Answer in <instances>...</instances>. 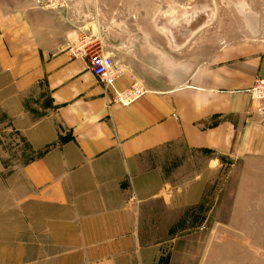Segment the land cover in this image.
I'll return each mask as SVG.
<instances>
[{"label":"crops","instance_id":"1","mask_svg":"<svg viewBox=\"0 0 264 264\" xmlns=\"http://www.w3.org/2000/svg\"><path fill=\"white\" fill-rule=\"evenodd\" d=\"M167 1L0 0V113L14 105L0 156L11 137L32 156L0 170V264H198L217 167L239 161L240 190L262 185L248 90L264 78V27L184 62L167 51ZM81 40L122 68L112 85L71 54ZM131 86L143 93L114 100Z\"/></svg>","mask_w":264,"mask_h":264},{"label":"rangeland","instance_id":"2","mask_svg":"<svg viewBox=\"0 0 264 264\" xmlns=\"http://www.w3.org/2000/svg\"><path fill=\"white\" fill-rule=\"evenodd\" d=\"M160 3L167 14L160 19L167 25L168 54L182 58L184 62L194 59V63H204L224 46L254 37L264 27V0H173ZM88 46L89 52L96 51L97 47ZM88 57L84 58L86 62ZM9 109L13 111V103L8 104V112L0 113V119L8 123L13 119ZM31 115L35 118L42 114ZM8 141L5 148L2 145L6 156H0V170L9 175L32 156L25 144L15 145L14 137ZM223 163L217 167L214 176L209 177L213 183L209 182L205 192V200L214 197L215 207L209 218V222L214 219V224L205 225L198 234V264H264V176L262 185L256 177V183H247L240 190L241 162L225 160ZM247 180L251 182L255 177H247ZM260 202L263 208H258ZM211 227L214 228L213 234Z\"/></svg>","mask_w":264,"mask_h":264},{"label":"built area","instance_id":"3","mask_svg":"<svg viewBox=\"0 0 264 264\" xmlns=\"http://www.w3.org/2000/svg\"><path fill=\"white\" fill-rule=\"evenodd\" d=\"M89 41L81 40L74 50L73 56L81 58L88 57L87 69L97 78L101 79L106 85H112L113 81L121 76L122 68L116 66L112 56L103 53L100 48L94 52H89ZM250 96L258 101V111L264 114V78H258L248 90ZM143 93L139 86H131L121 92H114V100L127 105L138 98Z\"/></svg>","mask_w":264,"mask_h":264}]
</instances>
